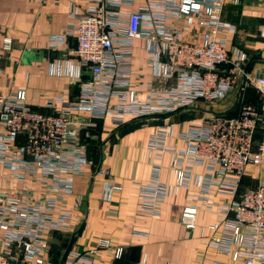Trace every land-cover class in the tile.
<instances>
[{
	"label": "built area",
	"instance_id": "obj_1",
	"mask_svg": "<svg viewBox=\"0 0 264 264\" xmlns=\"http://www.w3.org/2000/svg\"><path fill=\"white\" fill-rule=\"evenodd\" d=\"M132 1L89 0L81 9L70 5L62 34L47 39L55 50L71 37L73 58L89 72L78 83L74 102L47 99L51 112L41 114L27 106L22 89L0 95V166L13 180L28 179L41 197L34 202L0 191V264H98L95 251L109 248V241L99 238L93 250L79 252L69 245L61 262L51 254L53 236H72L78 226L64 204L72 195V177L82 175L88 163L77 142V114L107 118L117 128L130 119L175 115L197 101H221L239 89L247 56L238 49L226 51L235 28L221 21L224 0H142L133 12L119 11ZM135 40L143 41L149 70V80L138 88L130 80ZM10 49V38L3 37L0 60ZM250 84L264 102V76ZM172 128L162 124L146 139L150 174L138 187V211L154 217L177 189L194 187L198 193L188 197L178 221L190 232L198 210L213 214L208 234L199 233L204 247L220 257L209 264H264V184L242 188L247 169L264 163V109L241 105L234 117L211 113L187 120L174 137ZM165 154L171 156L174 185L159 179ZM121 253L114 248L113 258ZM137 264H146V256Z\"/></svg>",
	"mask_w": 264,
	"mask_h": 264
},
{
	"label": "crops",
	"instance_id": "obj_2",
	"mask_svg": "<svg viewBox=\"0 0 264 264\" xmlns=\"http://www.w3.org/2000/svg\"><path fill=\"white\" fill-rule=\"evenodd\" d=\"M88 2L0 0V44L3 37L11 40L10 51L0 60V95L22 89L27 106L41 114L51 112L45 108L47 99L59 97L74 102L78 83L87 80L89 72L79 67L73 58L71 37L55 50L48 48L47 39L62 34L70 5L81 9ZM142 3V0H133L131 5L120 6L119 11L133 12ZM220 18L235 28L225 47L227 53L238 49L246 54L247 60L242 66L239 89L230 100L218 104L217 109L211 111L202 105L211 103L197 101L190 110L166 118L130 119L117 128L107 118H90L83 112L74 117L80 124L77 142L84 148L88 163L82 175L72 177V195L64 199L66 209L73 214L74 224L78 225L77 230L72 236L56 234L50 243L51 254L53 250L60 252L58 259L70 240L71 246L83 252L93 250L99 238L107 239L109 248L95 251L94 259L98 264H137L142 255L146 256V264H209L211 258L220 259L214 251L204 247L199 237L200 231L208 234L213 214L198 210L195 227L190 232L179 224L180 210L190 204L188 197L198 193L194 187L177 189L159 206L154 217L138 211V187L148 181L150 174L146 139L156 127L173 124L174 137L187 120L207 117L211 113L234 117L241 105L264 109V102L250 84L264 76V2L224 0ZM132 63L131 86L138 88L149 80L142 40L134 41ZM171 143L181 146L175 140ZM170 161L171 156L165 154L159 179L174 185L176 180L169 170ZM196 172L204 176L202 168H197ZM258 182L264 184V163L247 169L242 188ZM111 187L120 189L115 191ZM0 191L34 202L41 200L40 190L28 179L13 180L1 166ZM210 198L222 200L219 196L211 195ZM74 201L77 204L73 209ZM116 247L122 249L118 259L113 258Z\"/></svg>",
	"mask_w": 264,
	"mask_h": 264
},
{
	"label": "rangeland",
	"instance_id": "obj_3",
	"mask_svg": "<svg viewBox=\"0 0 264 264\" xmlns=\"http://www.w3.org/2000/svg\"><path fill=\"white\" fill-rule=\"evenodd\" d=\"M233 94H234V93H232L231 95H229V97L226 96L223 100L218 101L217 103L214 102V103L207 104V105L202 103V105L206 106V109H209V110H211V111H212V110H215V109H217V105H218V104H222V103L225 102L226 100H230L231 97H233ZM58 242L61 243L60 240H58ZM58 242L56 241V243H58Z\"/></svg>",
	"mask_w": 264,
	"mask_h": 264
},
{
	"label": "trees",
	"instance_id": "obj_4",
	"mask_svg": "<svg viewBox=\"0 0 264 264\" xmlns=\"http://www.w3.org/2000/svg\"><path fill=\"white\" fill-rule=\"evenodd\" d=\"M59 255H60V252L59 251L53 250V252H52V258H53L54 261L58 259Z\"/></svg>",
	"mask_w": 264,
	"mask_h": 264
},
{
	"label": "water",
	"instance_id": "obj_5",
	"mask_svg": "<svg viewBox=\"0 0 264 264\" xmlns=\"http://www.w3.org/2000/svg\"><path fill=\"white\" fill-rule=\"evenodd\" d=\"M70 243H71V240H70V242H69V245H70ZM69 245L66 247V249L69 247ZM63 257H64V254H63L62 257H61L60 262L62 261Z\"/></svg>",
	"mask_w": 264,
	"mask_h": 264
}]
</instances>
